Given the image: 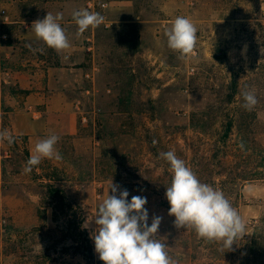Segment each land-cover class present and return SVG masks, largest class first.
<instances>
[{
	"label": "rangeland",
	"instance_id": "rangeland-1",
	"mask_svg": "<svg viewBox=\"0 0 264 264\" xmlns=\"http://www.w3.org/2000/svg\"><path fill=\"white\" fill-rule=\"evenodd\" d=\"M81 9L104 22L78 34L72 14ZM48 12L63 14L70 47L60 52L33 30ZM178 16L197 28L194 53L183 59L165 35ZM245 91L257 99L251 110ZM15 115L21 127L36 129L19 131ZM5 130L14 143L0 140V264H104L89 220L111 183L129 201L147 198L148 224L161 218L154 238L175 264H264V0H0ZM53 134L61 158L38 166L84 212L90 262L75 252L67 217L46 198L41 169L24 172L36 143ZM168 151L240 215L244 236L231 250L175 226L165 196L172 173L161 157Z\"/></svg>",
	"mask_w": 264,
	"mask_h": 264
},
{
	"label": "clouds",
	"instance_id": "clouds-1",
	"mask_svg": "<svg viewBox=\"0 0 264 264\" xmlns=\"http://www.w3.org/2000/svg\"><path fill=\"white\" fill-rule=\"evenodd\" d=\"M72 18L78 26V34L104 22L102 15L86 9L74 11ZM62 19V13L54 16L48 12L44 19L32 24L36 37L57 52L70 47L65 31L58 22ZM165 35L168 47L179 52L181 59L194 53L197 28L188 18L176 17ZM242 95L244 107L251 110L257 103L254 92L245 91ZM58 139L53 134L38 141L35 154L27 160L24 172L30 173L44 158L59 160L61 157L54 147ZM0 140H6L9 145L14 143L13 136L7 130L0 132ZM161 157L170 164L172 173L165 196L170 205L168 214L175 217V226L191 228L198 237L220 242L223 248L231 250L233 244L243 238L245 225L229 200L221 191L201 183L174 151L161 153ZM110 190L111 194L99 204L95 216L89 220L95 224L91 238L99 259L104 264H175L165 250L166 245L154 238L161 218L154 216L151 224H148L147 198L132 196L129 201V192L120 190L119 185L112 183ZM84 227H88V223Z\"/></svg>",
	"mask_w": 264,
	"mask_h": 264
},
{
	"label": "trees",
	"instance_id": "trees-1",
	"mask_svg": "<svg viewBox=\"0 0 264 264\" xmlns=\"http://www.w3.org/2000/svg\"><path fill=\"white\" fill-rule=\"evenodd\" d=\"M232 135V123L229 122L227 124V127L225 131L223 132L224 136V142L227 143V140H229L230 136ZM27 156L29 157V154L27 153ZM35 168L41 169V176L46 177L49 182H51L52 178L50 176L44 175V168L42 166H35ZM56 180V179H55ZM45 183L44 187L47 190L46 198L49 199L51 202L54 203V210L55 213L63 214L67 217V222L69 223V229L73 230V233L69 238L73 242V248L75 252L79 255H81L86 261L90 262L94 260V254H93V248L91 246L90 242V236L88 234V230L84 227L85 222V215L84 212L81 210V208L75 209L73 204L69 202L67 195L61 187H57L54 183ZM50 203V202H48ZM67 209H70L72 211V217L73 219L70 220V215H67ZM77 233V234H76ZM255 244H258L255 242ZM260 244V243H259ZM255 248V247H254ZM250 255L253 254L254 257H257L256 254L252 251V246L250 248Z\"/></svg>",
	"mask_w": 264,
	"mask_h": 264
},
{
	"label": "crops",
	"instance_id": "crops-1",
	"mask_svg": "<svg viewBox=\"0 0 264 264\" xmlns=\"http://www.w3.org/2000/svg\"><path fill=\"white\" fill-rule=\"evenodd\" d=\"M29 35H31L32 36V33H30L29 32ZM66 83V80H61V81H59V87H61V85L62 84H65ZM18 116H20V115H15V118H14V121H15V126H17V127H19L18 125H20L19 124V119L20 118H18ZM36 127H37V124H34L32 127H25V128H23V126L21 127V125H20V127H19V131H23V129L24 130H30L31 129V131H32V129L34 128V130L36 129ZM22 129V130H21ZM27 131H23V132H25V133H27Z\"/></svg>",
	"mask_w": 264,
	"mask_h": 264
},
{
	"label": "built area",
	"instance_id": "built-area-1",
	"mask_svg": "<svg viewBox=\"0 0 264 264\" xmlns=\"http://www.w3.org/2000/svg\"><path fill=\"white\" fill-rule=\"evenodd\" d=\"M89 5H90V6L92 5V1L89 2Z\"/></svg>",
	"mask_w": 264,
	"mask_h": 264
}]
</instances>
